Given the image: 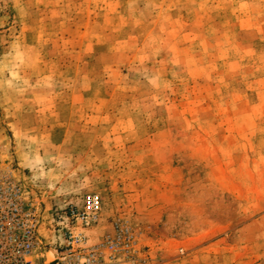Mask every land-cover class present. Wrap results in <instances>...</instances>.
Here are the masks:
<instances>
[{
  "label": "rangeland",
  "instance_id": "rangeland-1",
  "mask_svg": "<svg viewBox=\"0 0 264 264\" xmlns=\"http://www.w3.org/2000/svg\"><path fill=\"white\" fill-rule=\"evenodd\" d=\"M0 149L44 249L94 194L148 264H264V0H0Z\"/></svg>",
  "mask_w": 264,
  "mask_h": 264
},
{
  "label": "built area",
  "instance_id": "built-area-1",
  "mask_svg": "<svg viewBox=\"0 0 264 264\" xmlns=\"http://www.w3.org/2000/svg\"><path fill=\"white\" fill-rule=\"evenodd\" d=\"M100 212L101 201L94 194L86 195L81 206L66 205L55 220L61 243L44 249L39 205L25 198L12 163L0 149V264H148L128 221L116 220L109 232L92 239Z\"/></svg>",
  "mask_w": 264,
  "mask_h": 264
}]
</instances>
